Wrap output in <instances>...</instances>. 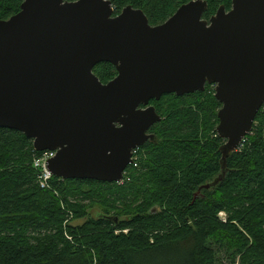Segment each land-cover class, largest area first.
I'll use <instances>...</instances> for the list:
<instances>
[{
    "label": "water",
    "instance_id": "obj_1",
    "mask_svg": "<svg viewBox=\"0 0 264 264\" xmlns=\"http://www.w3.org/2000/svg\"><path fill=\"white\" fill-rule=\"evenodd\" d=\"M206 11L191 1L151 26L130 6L115 16L108 0H24L0 20V129L56 151L54 178L114 184L131 151L155 142L151 101L214 86L223 175L264 104V0ZM101 63L116 70L107 84L93 74Z\"/></svg>",
    "mask_w": 264,
    "mask_h": 264
},
{
    "label": "trees",
    "instance_id": "obj_2",
    "mask_svg": "<svg viewBox=\"0 0 264 264\" xmlns=\"http://www.w3.org/2000/svg\"><path fill=\"white\" fill-rule=\"evenodd\" d=\"M108 1L115 16L130 6L158 26L196 0ZM202 1L205 20L231 9L232 0ZM23 2L0 0V20ZM93 74L102 84L117 75L108 63ZM150 106L162 119L150 129L156 143L143 147L144 162L121 186L53 178L42 190L32 142L0 129V264H216L212 246L240 256V264H264V110L222 175L221 107L211 86Z\"/></svg>",
    "mask_w": 264,
    "mask_h": 264
},
{
    "label": "rangeland",
    "instance_id": "obj_3",
    "mask_svg": "<svg viewBox=\"0 0 264 264\" xmlns=\"http://www.w3.org/2000/svg\"><path fill=\"white\" fill-rule=\"evenodd\" d=\"M212 88H213V90H214V86H211ZM215 98V97H214ZM216 100V99H215ZM264 105V104H263ZM220 107H221V105H220ZM263 107V108H262ZM261 107V109H260V111L262 110V109H264V106H262ZM220 110V109H219ZM218 113V112H217ZM160 123V122H159ZM149 133H150V131H149ZM251 133V132H250ZM250 133H248L247 135H246V137H244L243 138V140H246V138L248 137V135L250 134ZM217 134V133H216ZM242 140V141H243ZM241 141V142H242ZM151 142H153V143H156V142H154V141H148V143H151ZM223 142H225V141H223ZM147 143V144H148ZM45 152V151H44ZM132 152V151H131ZM142 149L139 147V151L137 152V157H138V163L140 164V163H143L144 162V157L143 158H141L140 156H142L141 154L142 153H144V152H142ZM236 152V150L233 152V153H235ZM34 153H36L35 151H34ZM40 153H43V152H40ZM40 153H36L37 155L36 156H34L33 157V162H32V164H33V166H35V163H36V161L34 162V160L35 159H37L38 158V160H40L41 158H42V156H41V154ZM232 153V154H233ZM37 160V161H38ZM131 164V163H130ZM130 164L128 165V167L125 169V171L123 172V178H122V181H120V182H123V184H125L126 182H129L130 181V173L133 171V170H137L139 167V165L135 168V169H133V168H130ZM48 169V168H47ZM38 175H39V173H37V180H38ZM53 177V176H52ZM54 178V177H53ZM52 178V179H53ZM61 180V179H60ZM52 181V180H51ZM221 181V179H218L217 180V183L215 184V186H217L218 184H219V182ZM119 183V182H118ZM118 183H114V184H116V185H118ZM122 185V184H121ZM98 213H99V210L98 209H96V210H89V217H91V218H97V215H98ZM218 217H219V215H218ZM220 220V222H222V223H225V221H226V215L224 214V216L221 218V219H219ZM86 221V219H83V220H76V221H73V222H71V224H69V225H71L72 227H77V226H80V225H82L84 222ZM212 248H213V250L215 251V255H216V264H240V256H238L236 259L235 258H233V256H232V254L231 253H227L226 252V250L225 249H219V248H217V247H215V246H212Z\"/></svg>",
    "mask_w": 264,
    "mask_h": 264
},
{
    "label": "built area",
    "instance_id": "obj_4",
    "mask_svg": "<svg viewBox=\"0 0 264 264\" xmlns=\"http://www.w3.org/2000/svg\"><path fill=\"white\" fill-rule=\"evenodd\" d=\"M244 141L245 140H243L240 143V145L237 147L236 151L242 146ZM138 151H139V148H135L131 152L130 168L135 169L139 165L138 157H137ZM40 154H41L42 158L40 160H38V158L34 160V162L36 161V163H35V166H33V168L35 170H37L39 173L37 183H38L40 189L45 190L49 187V183L51 182V180L53 178L51 173L47 169V165H48V162L56 156V152L55 151H45V152L40 153ZM121 184L123 185V182L118 183L119 186H121ZM223 216H224V214H220L219 218L221 219Z\"/></svg>",
    "mask_w": 264,
    "mask_h": 264
},
{
    "label": "flooded vegetation",
    "instance_id": "obj_5",
    "mask_svg": "<svg viewBox=\"0 0 264 264\" xmlns=\"http://www.w3.org/2000/svg\"><path fill=\"white\" fill-rule=\"evenodd\" d=\"M148 134L153 135L152 133H149V132H148ZM147 143H148V142H147ZM147 143H146V144H147ZM146 144H145V145H146ZM145 145H143V146L141 147V149H143V147H144Z\"/></svg>",
    "mask_w": 264,
    "mask_h": 264
},
{
    "label": "bare ground",
    "instance_id": "obj_6",
    "mask_svg": "<svg viewBox=\"0 0 264 264\" xmlns=\"http://www.w3.org/2000/svg\"><path fill=\"white\" fill-rule=\"evenodd\" d=\"M102 83V82H101ZM141 148V147H140Z\"/></svg>",
    "mask_w": 264,
    "mask_h": 264
}]
</instances>
